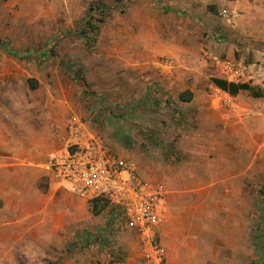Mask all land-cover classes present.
Instances as JSON below:
<instances>
[{"label": "rangeland", "instance_id": "obj_1", "mask_svg": "<svg viewBox=\"0 0 264 264\" xmlns=\"http://www.w3.org/2000/svg\"><path fill=\"white\" fill-rule=\"evenodd\" d=\"M160 3L0 0V264H114L101 243V231L67 229L63 209L48 203L50 190L65 189L50 183L42 163L65 148L70 121H89L124 148L141 153L143 178L151 179L143 176L144 168H155L161 176L170 166L172 172L179 171L186 111L194 112L188 123L192 127L197 111L193 104L179 101L188 91L181 90V83L195 77L185 78L187 70L170 76L176 61L165 55L156 56L159 63L154 66L149 43L157 34L163 39L185 34L196 44L190 46L195 53L189 60H195V79L211 82L213 72L207 69L209 61L203 71L196 70L208 38L203 21L180 9L178 16L188 21H176ZM204 3V11L219 12L207 0ZM88 21L98 26L95 33L87 30ZM196 89L222 95L208 83ZM37 149L45 152L37 166L40 174L15 172L13 154L36 155ZM263 180L254 175L253 212L246 214L252 239L249 264H264ZM99 207L104 209L100 203ZM217 216L205 214L197 220L203 242ZM189 227H196L191 217ZM189 240L193 237H186ZM187 250L190 260L195 253L200 259L193 248Z\"/></svg>", "mask_w": 264, "mask_h": 264}, {"label": "crops", "instance_id": "obj_2", "mask_svg": "<svg viewBox=\"0 0 264 264\" xmlns=\"http://www.w3.org/2000/svg\"><path fill=\"white\" fill-rule=\"evenodd\" d=\"M158 1L166 5L167 15L176 18V21H188L185 16H178V9L181 12L186 11V14L192 15L198 21H203L208 38L202 50L208 49L216 56L229 58L237 64L255 62L256 69L241 83L252 86L259 96L255 97L245 90L230 94L216 87L212 81L195 79L199 74L194 72L195 60H189L194 52L190 46L195 48L196 44L188 41L185 34L167 39L158 34L153 37L148 50L155 55L152 60L154 66L157 67L159 63L156 56L165 55L176 61L171 71L161 65L163 69L170 71V76L178 70H187L185 78L191 74L195 77L192 81L181 83V90H188L186 96L183 95L187 99L176 98L181 103L193 104L197 108L194 116L196 126L188 124L192 122L194 112L186 111L187 125L179 141L180 147L175 145L183 156L177 163L179 171L172 172L173 167L170 166L168 172L162 176L155 173V168H144L146 171L142 172L143 176L151 178L144 179L160 183L164 191L158 209L160 221L156 228L157 238L164 247L169 264H249L247 250L252 247V239L251 234L247 233L249 224L246 214L253 212L254 175H262L264 178V0H207L219 10L217 13L202 9L206 0H155ZM223 9L228 14L232 11L238 13L233 23L227 16H222ZM202 60L197 71H203L205 61H209ZM207 64L213 77L221 78L214 73L212 61ZM207 83L220 90L222 95L218 97L216 94L197 91L198 85L206 86ZM88 122L82 124L85 133L102 136L113 154L133 159L142 177L141 153L124 148L122 142H118L114 136H105ZM36 152V155L26 153L25 156L23 153H14V171L21 174L31 171L39 175L37 166L45 152L41 154L39 149ZM43 174L50 183L65 189L50 190L48 203L63 209L67 219L63 224L67 229L82 227L92 232L101 231V243L105 246V251L110 252L107 256L112 254L116 257V249L110 248L104 239L107 227V213L104 209L99 208L98 212L93 213L88 207V204L92 207L91 202L76 196L52 180L44 170ZM205 214L218 216L216 223L213 221L209 227V238L203 242L197 220H200V215ZM189 217L193 220V226H196L192 229L198 230L195 233L189 227ZM64 225L60 224L59 227ZM190 236L193 241L186 242V237ZM138 237V233L132 230L116 234L115 246L123 251L112 263L141 264L143 247ZM191 248L193 254H200V259H196L195 253L196 256L190 260L187 249ZM222 248L225 252H222Z\"/></svg>", "mask_w": 264, "mask_h": 264}, {"label": "built area", "instance_id": "obj_3", "mask_svg": "<svg viewBox=\"0 0 264 264\" xmlns=\"http://www.w3.org/2000/svg\"><path fill=\"white\" fill-rule=\"evenodd\" d=\"M221 14L231 23L238 17L237 12L228 14L224 9ZM202 56L212 61L214 73L228 82L246 81L257 67L255 62L237 64L208 49L202 50ZM67 137L65 148L49 156L42 169L76 196L91 203L97 200L103 205L107 213L104 239L110 248L116 249V257L111 259L123 251L115 246V235L132 230L138 233L143 247L141 264H169L156 229L164 193L162 185L142 178L133 159L113 154L102 136L87 135L79 121L69 122Z\"/></svg>", "mask_w": 264, "mask_h": 264}, {"label": "trees", "instance_id": "obj_4", "mask_svg": "<svg viewBox=\"0 0 264 264\" xmlns=\"http://www.w3.org/2000/svg\"><path fill=\"white\" fill-rule=\"evenodd\" d=\"M92 8H89V11H91ZM100 11V10H99ZM88 28L87 30L90 32L95 33L98 29V26L95 24H91L89 21L87 23ZM212 83L218 87L219 89L229 92L231 94H235L241 90H247L249 91L253 96H259V93L249 84L247 83H233V82H227L224 79L218 78V77H212L211 78ZM180 98L187 99V97L183 96V94L180 95ZM99 202L97 200L92 201V212L96 213L99 211ZM99 207V208H98Z\"/></svg>", "mask_w": 264, "mask_h": 264}]
</instances>
